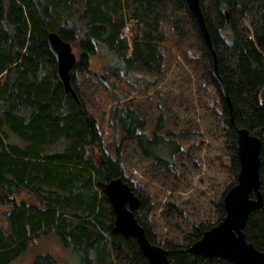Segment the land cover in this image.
Returning <instances> with one entry per match:
<instances>
[{
    "label": "trees",
    "instance_id": "obj_1",
    "mask_svg": "<svg viewBox=\"0 0 264 264\" xmlns=\"http://www.w3.org/2000/svg\"><path fill=\"white\" fill-rule=\"evenodd\" d=\"M199 2L232 113L212 78L211 57L182 0H0V205L10 208L6 229L0 227V264H13L31 241L50 233L78 264H148L135 241L114 230L103 187L115 179L137 197L134 217L146 239L167 252L170 264H231L194 256L188 248L225 216L223 197L236 184L239 171L238 129L261 140L263 211L248 216L243 234L264 254V0ZM129 24L130 41L122 38ZM51 32L70 44L77 57L70 82L79 106L63 94L55 78V62L46 45ZM99 53H106L104 71L117 83L139 74L158 79L179 58L195 78L199 108L223 132L229 161L216 160L228 183L213 202V216L190 224L181 208L166 204V218L189 226L188 231L176 229L182 243L154 231L156 200L125 173L119 151L121 143L133 141L139 154L152 162L148 180L176 192L183 183L174 157L191 138L173 130L163 114L150 135L149 125L133 108L113 104L108 127L116 153L114 159L107 156L89 112L104 113L101 98L108 91L101 75L90 68ZM187 157L196 169L195 160ZM33 264L59 263L50 254H37Z\"/></svg>",
    "mask_w": 264,
    "mask_h": 264
},
{
    "label": "rangeland",
    "instance_id": "obj_2",
    "mask_svg": "<svg viewBox=\"0 0 264 264\" xmlns=\"http://www.w3.org/2000/svg\"><path fill=\"white\" fill-rule=\"evenodd\" d=\"M123 34L129 37L130 32L127 29ZM105 54L99 53L90 63L92 73L106 77L104 84L108 91L101 98L105 106L104 113L97 115L94 111L89 112L96 120L102 148L107 156L114 159L116 153L113 132L108 127L113 104L133 108L149 125L150 135L156 118L163 114L173 130L184 131L191 138L182 154L174 157L175 168L183 183L176 192L162 189L148 180L152 162L139 154L133 141L121 143L119 151L125 173L137 180L156 200L152 212L154 231L165 239L182 243L176 229L188 231L189 226L178 219L166 218V204L173 203L181 208L190 224L198 225L213 216V202L228 183L227 175L219 169L217 162L220 160L228 164L226 139L215 119L199 108L195 78L179 58L158 79L147 80L139 74L134 79H124L117 83L104 71V67L108 65ZM152 82L154 85L150 84ZM187 155L195 160L196 169L191 168ZM96 157L101 159V154L96 152ZM9 209V205H0V227L4 229L7 227L4 220ZM37 254H50L59 264H78L76 257L62 246L55 233L35 238L30 242L27 251L13 264H33Z\"/></svg>",
    "mask_w": 264,
    "mask_h": 264
},
{
    "label": "water",
    "instance_id": "obj_3",
    "mask_svg": "<svg viewBox=\"0 0 264 264\" xmlns=\"http://www.w3.org/2000/svg\"><path fill=\"white\" fill-rule=\"evenodd\" d=\"M192 16L198 33L211 57L212 78L220 88L222 97L232 113V106L222 80L218 75L217 60L211 39L201 12L199 0H182ZM227 18V13L225 14ZM46 45L55 62V78L65 96H69L77 106L78 98L71 86L70 73L77 57L70 44L56 33H48ZM100 79L104 81L101 76ZM232 120V119H231ZM261 141L245 129L235 132V149L239 161L236 184L223 197L225 216L220 223L203 233L202 237L188 248V253L201 258H219L231 264H263L264 254L247 243L243 234L248 216L258 210L263 211L262 195L259 191V154ZM104 195L114 214V230L124 238L135 241L148 264H170L167 252L151 244L144 230L134 217L139 207L137 197L121 179L111 180L103 187ZM253 195V198L250 196Z\"/></svg>",
    "mask_w": 264,
    "mask_h": 264
},
{
    "label": "built area",
    "instance_id": "obj_4",
    "mask_svg": "<svg viewBox=\"0 0 264 264\" xmlns=\"http://www.w3.org/2000/svg\"><path fill=\"white\" fill-rule=\"evenodd\" d=\"M131 26H132V24H129L128 27L124 30V32H125L127 29L129 30V29L131 28ZM124 32H123V33H124ZM122 38H125V39L129 40V39H130V36L128 37V36L122 34Z\"/></svg>",
    "mask_w": 264,
    "mask_h": 264
},
{
    "label": "bare ground",
    "instance_id": "obj_5",
    "mask_svg": "<svg viewBox=\"0 0 264 264\" xmlns=\"http://www.w3.org/2000/svg\"><path fill=\"white\" fill-rule=\"evenodd\" d=\"M129 41H130V39H129ZM77 96V95H76ZM78 98V97H77ZM79 101V100H78ZM259 138V137H258ZM260 139V138H259ZM261 141V140H260Z\"/></svg>",
    "mask_w": 264,
    "mask_h": 264
}]
</instances>
